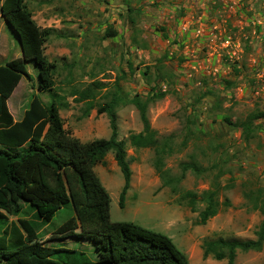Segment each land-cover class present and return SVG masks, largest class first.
<instances>
[{
    "label": "rangeland",
    "instance_id": "obj_1",
    "mask_svg": "<svg viewBox=\"0 0 264 264\" xmlns=\"http://www.w3.org/2000/svg\"><path fill=\"white\" fill-rule=\"evenodd\" d=\"M131 2L132 0H28V8L37 21H41L42 16L49 15L51 21L47 26L53 29L60 20L63 30H66L67 41L69 38L73 42L83 39L78 34L86 28L94 32L92 47L89 49L82 50L78 43H67V49L73 58L71 60L75 61L66 58V65L73 64L68 68L71 70L62 71L60 64L55 72V84L60 93L58 99H61L57 105L62 107L60 114L66 129L82 142L109 139V119L105 113L98 114L97 109L98 106H105L112 99H117L119 138L126 142L132 170V187L127 193L123 209L120 207V195L124 177L114 155L109 153L105 162L95 168L111 197L112 221L135 223L167 235L188 257L190 264H228L227 260L217 261L212 256L204 259L202 246L205 241L218 238H242V241H246L238 233L247 234V226L257 224L256 227L259 228L260 218L264 217L260 216L259 211L251 210L244 196L256 186L264 187V120L256 122L257 132L249 142L242 140V131L237 126L251 112L264 111V67L259 66L264 62V55L252 56L249 58L252 61L247 63V55L243 53L248 46L246 41L241 40L238 46L236 39L231 40V36H227L228 32L225 30L228 31L229 27H225L226 21L230 22L231 19L226 17L231 12V6L232 11L235 9L234 3L222 10L223 17L219 18L222 20L220 27L224 26L221 29L222 35L212 28L209 33L205 31L206 34L202 37L200 22H191L185 17L182 35L170 16L167 20H162L161 13L153 15L159 10L153 4L143 6L148 7V10L145 9L141 16L142 12H138L137 5H134V13H128L127 7ZM134 2L136 1L131 4ZM130 18H137L135 26ZM174 28L175 31L172 32ZM109 29H118L122 33V39H106L105 33ZM192 30L195 32L192 33ZM227 39H230L229 47L224 44ZM49 40L53 44L49 43L48 46H54L56 37L53 35ZM1 43H5L3 39ZM120 43L124 46L123 53L119 52ZM142 46L146 48H141ZM132 47L139 48L140 52L132 53ZM15 48H20L17 38L11 42V53ZM2 51L0 54L3 56ZM48 51L50 58H53L54 52L49 48ZM162 65L175 75L172 85L168 82L160 83L156 79L157 69ZM27 68L31 76L27 79L30 84L28 91L11 103L12 116L17 121L22 120L24 108H29L32 91L37 92L42 100H47L48 104L51 103L48 94L40 93L38 89V70L31 64H27ZM65 73L70 74L67 76ZM227 81L234 85L227 87ZM95 82L102 87L93 86ZM158 85L167 93L163 99L149 105L148 118L161 138L175 136L177 151L166 159V166L173 174L178 175L179 165L189 161L188 155L196 152L206 171L201 177L188 173L181 188L197 193L217 190L223 206L219 217L217 215L215 218L216 226L213 229L207 226L208 223L198 225V213H193L185 202L179 200L178 195L163 187L154 168L155 150L135 149L130 144V135L143 130L140 113L130 101L136 95L145 100L151 93L150 90ZM84 91L95 94L89 99L95 104V109L91 111L93 116H84L88 101H78ZM75 93L77 99L65 103ZM188 118L195 120L196 127L202 133L198 135L197 141L190 142L189 147L184 149ZM219 173L222 175L219 176ZM216 184L220 185L218 189ZM246 184L248 186L244 188ZM225 203L228 205L225 206ZM73 210L72 206L65 207L51 224L40 227V235L45 239L56 232L69 230L72 218L75 217ZM5 214L8 222L16 220L15 216ZM34 216L35 211L30 206H25L20 214L21 218L29 220H34ZM234 225L240 228L234 231ZM255 232L256 230L252 236ZM57 247L75 249L95 261L94 248L90 242L69 238L57 244ZM59 257L64 259L63 264H72L69 256ZM235 264H264V247L261 251H239Z\"/></svg>",
    "mask_w": 264,
    "mask_h": 264
},
{
    "label": "trees",
    "instance_id": "obj_2",
    "mask_svg": "<svg viewBox=\"0 0 264 264\" xmlns=\"http://www.w3.org/2000/svg\"><path fill=\"white\" fill-rule=\"evenodd\" d=\"M0 2L1 15L16 33L22 51V57L0 66V264H63L65 261L59 257L61 255L69 256L72 264H190L188 257L167 235L135 223L111 219V197L95 168L105 162L109 153L114 155L124 177L120 195V207L123 209L131 187L132 170L126 142L119 138L118 100L112 99L97 109L98 114H107L111 129L109 139L84 143L74 136L66 129L60 115L61 108L57 105L60 96L55 84L57 66L45 54V45L54 30L41 28L36 23L28 8V0ZM134 12V9H128V13ZM133 21L130 18V22ZM116 36L113 29L105 33L106 38ZM27 64L38 70V89L48 94L51 103L46 104L33 94L22 120L16 122L7 102L22 78H31ZM165 68L162 65L157 69L156 79L172 85L175 75ZM226 84L227 87L234 85L230 81ZM93 86L102 87L96 82ZM88 91L81 93L78 100L89 103L85 117L95 109V104L89 101L95 94ZM150 91L145 100L136 95L130 101L139 111L143 123L142 132L130 135V144L135 149L155 150L154 168L163 187L178 195L193 213H198V225H206L219 214L223 204L217 190L201 193L182 190L181 184L188 173L201 177L206 171L195 151L188 155L189 161L179 165L178 175L167 168L166 159L177 151L175 136L161 138L148 118L149 105L163 99L167 92L159 85ZM258 120H264V111L251 112L238 123L242 140L249 142L253 138ZM186 124L184 149L190 142L197 141L202 133L195 120L188 118ZM216 187L218 189L220 185L216 184ZM244 196L251 210L264 216V187L256 186ZM25 206L35 211L34 220L20 217ZM67 206H72L75 214L70 229L44 239L40 235V227L51 224ZM5 213L15 216L16 220L8 222ZM256 236L257 240L218 238L205 241L203 257L212 256L217 261L227 260L228 264H235L239 251L247 253L263 249L264 221ZM69 238L90 242L95 261L75 249L57 247Z\"/></svg>",
    "mask_w": 264,
    "mask_h": 264
},
{
    "label": "crops",
    "instance_id": "obj_3",
    "mask_svg": "<svg viewBox=\"0 0 264 264\" xmlns=\"http://www.w3.org/2000/svg\"><path fill=\"white\" fill-rule=\"evenodd\" d=\"M117 1H119V0H116V2ZM133 1H136V2H134V4H131V3H133ZM131 3L129 4L130 6L127 7V11L129 8L135 9L136 7H134V5H137L138 6L137 9H139V11L142 12V13H140V16L142 14H144L145 9L148 8V7L144 8L143 6L151 5V4L155 5L156 8H159V10H158V12L153 13V15L158 16L159 13H161L162 16L160 19H162V20H167V18L170 16L171 19H173V21H175L174 23H175V26L177 27V29L178 30L180 29V31L182 32V35H184V20H185L184 18L185 17H186V20L188 19L191 22H194V21L200 22L201 32L200 31H198V32L202 33L201 34L202 37L205 36L207 31L209 33V31H212L213 29L218 30L220 35H222L221 29L224 28V26L220 27L221 26L220 21H222V20H219V18L222 19V17H223L222 16V13H223L222 10L228 9L229 8L228 5L231 3H234V5H236L235 9L232 11L233 8L231 6V8H229L231 12L226 17V19H228V20L231 19L230 22L226 21L227 25L225 27H229L228 31L225 30L226 32H228L227 36H231V40H233V38H234V40L236 39L237 40L236 43L238 46L240 45L241 40L246 41L245 44L248 46L243 53L247 55V58H246L247 63L252 61L249 59L252 56H258V55L263 56L264 55V0H132ZM164 11H166L167 13L165 14ZM48 17H49V15H44V16H42L41 21H37V18L34 17V15H33L34 20L36 21V23L41 28H49L47 26V23L48 22L50 23L51 18H48ZM136 22H137V18H134V24L133 23L132 24L135 26ZM53 29H54V32H53L52 36L50 37V39L54 35L56 37L55 44H54V46H52L53 41L49 40L45 45V54L48 57L49 61L54 62L56 64L57 69H58V66L61 64L62 65L61 66L62 71L71 70L68 68H71L73 66V64L68 66V65H66L67 60H65L66 58H68L69 60L73 59V58H71L72 56H71L69 50L67 49V47H68L67 43H69V44L78 43V47H79V45H81L82 50H85L86 48L89 49L92 47L91 44L93 42L94 32L92 30L89 31L86 28L78 34V36H80V38L83 37V39H79L78 41L75 40V42H73L71 40V38H69L68 41H67V39H65V37L67 36V34H65L66 30H63L62 25L60 23V20L58 22V25L54 26ZM115 31L117 32V36L113 37L112 40L114 41L117 38H119V40H121L122 39L121 38L122 33H120V31L118 29H116ZM174 31H175V28H174V30L172 29V32H174ZM205 31H206V33H205ZM83 32H85V33H83ZM193 32H195V31L192 30V33ZM84 34H85V36H84ZM15 38H17V40L19 42V39H18L16 33L8 26L6 20L1 15V2H0V45L2 44V46H0V51L3 50L2 53H4L3 56L0 54V66L5 64L6 62L12 60V59H16V58L20 57V53H22L21 47L19 49L15 48L13 50V53H11V51H12L11 50V42ZM2 39L4 40L5 43H1ZM106 39H109V38H106ZM49 43H52V44L50 46H48ZM224 44L227 47H229L230 46V39H227V41ZM120 45H121V48H120L119 52L123 53L125 51L124 46L122 45V43H120ZM48 48L50 51L54 52L53 58H50V52L48 51ZM130 50L132 51V53L140 52V49L137 47L136 48L132 47ZM6 52H9V53H6ZM244 54H243V56H244ZM71 61H75V60H71ZM253 61H256V60L253 59ZM261 63L262 64H259V66L264 67V64H263L264 62L262 61ZM238 67H239V64H238ZM247 67H248V65H247ZM57 69H56V71H57ZM61 74H63V72ZM65 75H67V73H65ZM29 86H30V84H28L27 78L23 77L20 84L15 89L13 95L10 97V99L7 102L11 114H13L12 113V106H11L12 101H14L15 99H18L20 94L27 92ZM253 92H254V90H253ZM40 93L46 94V93L41 92V91H40ZM33 94L38 95L37 92L32 91L31 97ZM58 94L60 95L59 92H58ZM76 94L77 93H75L73 95L71 100H70V98L66 99L65 103H70L74 99H77ZM43 101L46 104L49 103L47 100H43ZM60 101H61V99H58L57 103H59ZM68 101H70V102H68ZM66 105H63V106H66ZM58 106H60V105H58ZM27 107L24 108L25 111L28 109ZM60 108H61L60 112H62V107H60ZM89 116H93V113L92 114L90 113ZM15 121L17 122V120H15ZM131 187H132V184H131ZM240 202H241V200L238 201V203H240ZM232 204H234L233 201H232ZM125 205H126V203H125ZM261 215L262 214H260V216ZM217 217H219V214ZM217 217L212 218L210 223L208 222L207 226L210 229H213V227L215 228V226H216L215 218H217ZM263 221H264V217L261 216L260 221L258 223L259 227L263 223ZM256 226H257V224L253 225V227L247 226V230H246L247 234H245V232H242V233H238V236L239 237L244 236L243 239H245V240H257L256 232L258 231L259 228ZM237 228L239 229L240 227H238V225H237V227L235 225L232 227V229L234 231H236ZM250 230H251L252 234H254V230H256L255 235L252 236V234L250 233ZM246 236H248L247 239H246ZM238 240H242V238L241 239L239 238Z\"/></svg>",
    "mask_w": 264,
    "mask_h": 264
}]
</instances>
